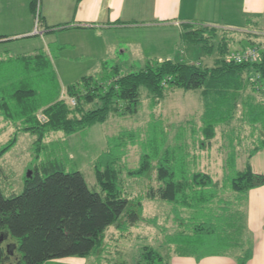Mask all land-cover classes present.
I'll use <instances>...</instances> for the list:
<instances>
[{"label":"trees","instance_id":"obj_1","mask_svg":"<svg viewBox=\"0 0 264 264\" xmlns=\"http://www.w3.org/2000/svg\"><path fill=\"white\" fill-rule=\"evenodd\" d=\"M35 4L36 0L30 1L33 12ZM216 31V26L202 23L184 24L181 30L183 41L199 43L207 52L217 49L218 56L213 65L165 58L124 73L112 66L109 73H106V69L98 76L84 74L79 80L67 84L66 94L74 98L72 105L60 94L51 102L39 103V85L44 87V78L48 72L53 78L55 73L50 72L53 68L43 50L22 54L15 57L21 60V70L9 80L0 78V116L20 123L18 129L34 134V142L39 143L51 130L72 133L95 122H103L110 112H135L141 85L146 87L154 99L162 95L166 86H177L185 90L199 88L206 108L209 96L222 95L227 99L222 109L227 107L232 111L239 91L248 85L256 90V83L260 84L264 79V55L259 61L236 62L224 58V54L229 51L230 39L223 36L218 39ZM90 103L94 105L85 107ZM249 104L247 119L252 124L264 126V106L259 108L261 103ZM39 109L44 119L38 117ZM222 109L215 113V110L208 108L207 114L201 117L204 139L214 136L215 125H222L232 117V113L222 114ZM15 140L16 135H13L1 145L0 155ZM256 143L259 144L249 150L244 167L236 169L229 177V187L241 201L249 188L264 183V173L254 172L249 162L251 154L264 146V137ZM173 161V154L169 153L168 148L163 150L155 164H152L146 152L141 153L138 165L127 168L126 173L141 176L154 165L157 184L155 187L149 185L146 193L132 198L119 186L120 169L110 155L109 147L92 164L101 193L87 186L78 169L66 170L64 165L57 162H49V165L41 168L34 166L24 177L23 188L19 193L5 196L0 189V264H43L52 258L94 254L102 246L104 232L109 225L115 223L116 227L124 230L141 220L144 197L172 203L175 216L182 207L194 210L195 216L200 213V218L191 221L194 234H205L223 245L204 251L187 250L185 247L177 251L192 253L199 258L207 254L230 253L226 251L227 248L236 246L241 249L235 254L236 259L239 264H244L250 254V247L248 232L244 230L242 210L232 212L225 205L214 213L208 204L215 196L217 182L201 169L188 170L186 167L185 170L186 160L185 165L181 162V168L178 169ZM177 170H180L181 175H177ZM204 207L207 209L204 210ZM120 215L124 216L122 221L118 220ZM9 236L14 237L16 243ZM5 240H9L7 244H3ZM15 248L20 255L13 263L11 252L15 255ZM157 259H161L160 252L146 244L141 246L136 264H155Z\"/></svg>","mask_w":264,"mask_h":264},{"label":"rangeland","instance_id":"obj_2","mask_svg":"<svg viewBox=\"0 0 264 264\" xmlns=\"http://www.w3.org/2000/svg\"><path fill=\"white\" fill-rule=\"evenodd\" d=\"M26 1L18 0L17 5L12 3L11 7L3 4L1 13L9 16L18 15L17 17L20 18L23 15L21 6L24 5V8L27 9ZM245 1L248 0H224L222 10L226 12L229 9L228 16L224 14V20L211 24L217 27L216 36L218 39L221 36L230 39L228 40L229 51L224 54V58H229V54L241 50L239 47L242 45L249 46L255 43L260 49L256 58L259 61L264 55V0L255 1V11L248 13L247 19L241 17L243 16L241 7ZM39 6L40 2L36 0V9L32 13V33L36 34L40 29V20H37ZM246 6L248 5L246 4ZM248 10L250 9L244 8L246 15ZM4 23L5 27L3 28L0 23V30L7 32L10 30L7 29L9 28L7 26L12 22L6 20ZM47 44L53 57L57 58L60 48L53 36H43L42 41L34 35L16 36L11 40L0 42V78L4 77V79L9 80L11 76L21 70L19 67L22 64L21 60L18 61L15 57L32 53L35 50H48ZM188 45L199 49L198 51L194 50L195 62L200 61L202 65H211L218 56V51L215 48L208 54L199 43H189ZM91 48L88 54L95 55L97 48ZM71 52L78 54L77 51ZM184 57L185 60L189 59ZM109 65L106 73H109L113 65L112 62ZM125 66L128 64L119 63L118 71L127 72L143 67L139 61L134 62V67ZM50 72H54L55 76L53 78L48 72L44 78L46 80L44 87L39 85L37 95L39 103L51 102L57 94H60L72 105L71 96L66 94V85L79 80L84 74L98 76L97 64L94 60H78L70 63L64 60L62 55L53 59V70ZM256 84L258 87H256L254 94L264 97V79L260 84L258 82ZM186 90L177 86H166L162 95L154 99L146 87L141 85L139 86V102L135 112L124 114L110 112L103 122H95L89 127L72 133L51 130L39 143L34 142V134L18 129L20 123L0 116V146L13 135H16L15 142L0 155L1 192L5 196L19 193L23 188L24 177L34 166L41 168L49 165V162H57L64 165L66 170H80L87 186L91 190L101 193L92 164L95 158L106 147L107 149L109 147L110 155L115 159L117 168L120 169L119 186L127 196L132 198L146 193L149 185L156 186L155 168L153 165L148 173L141 176L128 175L126 169L137 166L143 152H146L150 156L152 164H155L163 150L168 148L169 153L173 154V165L176 169L181 168V162L185 165V160V170L187 167L188 170L209 171L205 167L207 165L212 166L217 173L215 174L216 178L213 179L217 182V191L216 196L212 198L208 206L212 210L214 209V213L225 205L230 211L237 213V210L240 211L243 207V200L237 199V194L229 187V177L233 175L236 169L244 167L249 150L254 145L259 144L256 142L264 137V126L258 125L251 130L247 122L237 121L240 115L236 105L229 126L223 129L219 128L221 131L217 132V139L218 135L220 137L221 134V140H219L223 143H212L208 147L204 144V147L201 148L203 143H198L196 138L199 134V126L197 124L198 117L195 113L201 108L204 100H200L195 88ZM243 91L245 92V89ZM213 97L207 98L208 108L217 113L224 108L223 102L227 99L222 95L215 96L214 100ZM94 103L96 104V102ZM94 103L86 104L85 107H91ZM260 103L259 108L264 106V98ZM37 113L40 119H44L41 109ZM216 117L220 118L219 116ZM189 127L193 129V132L188 130ZM261 155H263L262 159L264 160V149L261 151ZM211 157H218V162L207 164ZM224 157H227L225 164H223ZM222 166L225 171L223 175H219ZM177 175H181L180 170H177ZM172 207V203L165 202L163 199L144 197L142 198V208L144 209L141 212V220L124 230L116 227L115 223L109 225L104 232L102 246L94 254L88 256L69 255L60 259L52 258L45 260L43 264H118L120 262L136 264L141 246L146 244L154 247L161 254V259L155 260V264H169L171 263L169 260L171 251H177L184 247L187 250L204 251L223 246L205 234H194L191 221L200 218V213L195 216L194 210L179 207L181 208L180 212L175 216L176 211ZM206 209L204 207V210ZM202 210L203 208H201ZM123 219V215L118 218L120 221ZM9 238L16 243L14 237L9 236ZM8 241H3V244H7ZM226 251L237 254L241 249L233 246L227 248ZM11 254V258L14 256L11 261L15 263L20 253L15 248V255L13 251ZM99 254L101 258L97 261Z\"/></svg>","mask_w":264,"mask_h":264},{"label":"crops","instance_id":"obj_3","mask_svg":"<svg viewBox=\"0 0 264 264\" xmlns=\"http://www.w3.org/2000/svg\"><path fill=\"white\" fill-rule=\"evenodd\" d=\"M17 1L0 0L1 27H5L6 20L12 22L7 26L9 27L7 29L10 30L7 32L0 30V42L7 41L4 40L6 38L11 40L16 36L34 35L41 41L43 36H53L60 48L57 58L62 55L64 60L70 63L78 60H94L97 64V75L102 74L110 66V62H112V66L116 67L122 62V64H128L125 67L130 68L134 67V62L138 61L144 67L148 62L160 61L165 58L181 60L184 56L191 59L185 60L184 57V61L195 62L194 50L198 51L199 49L194 46L189 47V42L182 40L183 25L201 23L214 25L211 23L224 20V14L228 16L230 11L229 9L226 12L222 10L224 0H39L40 29L36 34L32 33L31 0L26 1L27 9L24 8V5L21 6L23 15L20 18L17 17L18 15L9 16L1 13L3 4L11 7L12 3L17 5ZM255 1L257 0H248L243 3L241 7L243 16L241 17L247 19L248 13L255 11ZM246 4L248 6L245 7ZM244 8L250 9L247 11V15ZM242 46L239 48H244ZM91 47L97 48L95 55L88 54ZM46 48L48 50L44 49L43 51L49 57L53 68V59L57 58L51 54L48 44ZM71 51H77L78 54ZM198 63L202 62L198 61ZM248 86L239 91L232 111L226 107L221 112L234 115L237 105L240 115L237 121L247 122L252 130L259 123L252 124L247 119L246 115L249 111L247 105L250 102L260 103L264 97L254 94L256 90H253L254 88L251 86L248 89ZM196 90L202 100L201 89L197 88ZM202 104L195 113L199 126V134L196 136L198 143H205L207 147L212 143H223L220 141L221 134L217 139V132L229 126L232 118L222 123L221 126L220 124L215 125L214 136L204 139L201 117L207 114L208 108L204 103ZM5 123L7 124V122ZM188 130L193 132L191 127ZM203 147L201 146V148ZM263 149L264 146L260 147L249 157L250 166L254 172L264 173V160L261 155ZM218 160V157H211L207 164H215ZM226 160L227 157H224L223 164ZM206 168L209 171H203L208 172L212 179H215L217 173L213 167L207 165ZM224 171L222 166L219 175H223ZM242 200L243 225L244 230L248 232L250 247V254L244 264H264V183L249 188ZM170 253L171 263L169 264H239L233 253L207 254L199 258H196L192 253H181L175 250ZM100 256V254L97 255V261L100 260ZM62 258H66V256Z\"/></svg>","mask_w":264,"mask_h":264},{"label":"built area","instance_id":"obj_4","mask_svg":"<svg viewBox=\"0 0 264 264\" xmlns=\"http://www.w3.org/2000/svg\"><path fill=\"white\" fill-rule=\"evenodd\" d=\"M259 48L256 45H249L244 48H242L239 51L233 52L229 54V58L226 59H232L236 62L241 61H254L258 57ZM71 102L74 103V98L71 97Z\"/></svg>","mask_w":264,"mask_h":264}]
</instances>
